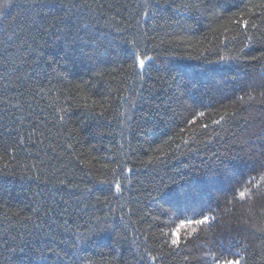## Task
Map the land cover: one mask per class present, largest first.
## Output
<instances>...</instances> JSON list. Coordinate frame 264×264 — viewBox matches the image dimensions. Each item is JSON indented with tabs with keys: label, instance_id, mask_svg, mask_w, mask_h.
I'll return each instance as SVG.
<instances>
[{
	"label": "trees",
	"instance_id": "obj_1",
	"mask_svg": "<svg viewBox=\"0 0 264 264\" xmlns=\"http://www.w3.org/2000/svg\"><path fill=\"white\" fill-rule=\"evenodd\" d=\"M80 2L63 0L64 4ZM185 2L148 0L151 15L142 17V23L151 37L146 54L154 59L146 62L144 70H136L142 72L143 81L122 70L130 63L124 45H120L119 57L114 58L111 53L117 49L110 48L107 57L96 59H89L91 49L86 46L90 37L118 36L114 28L123 27L131 10L139 11L143 0H89L95 12L64 8L57 0L53 14L65 17L59 26L51 15L42 21L33 12L22 13V6L32 0H12L16 7L6 16L0 13V264H136V245L142 250L145 232L159 235L163 229L170 233L182 221L200 218L190 210L170 209L167 215L161 214L159 209L169 205L150 199L148 192L154 179L168 181L187 172L185 164L194 169L193 175L209 171L213 153L243 157L238 141L264 126V110L256 106L226 118L219 126L211 124L220 113L241 106L238 97L245 94L240 91L243 83L254 79L257 85L264 84V65L255 61L204 63L205 58L235 55L243 47L245 30L231 23L239 18L233 13H244V19L259 27L261 10L252 9L257 14L254 19L248 9L264 0H217L220 6L211 12L203 6L200 12L172 10ZM13 31L18 35L12 36ZM248 31L255 30L249 25ZM152 44L158 46L152 48ZM245 52L258 54L256 47ZM196 66L217 71L203 76ZM185 84L195 85V95L184 89ZM177 85L184 95L177 97ZM157 111L163 120L155 115ZM197 111H205L199 122L210 125L197 135L210 143L190 141L199 151L189 152L182 146L185 155L174 151V145L165 146L170 155L157 171H153L156 165L141 163L159 155L153 150L169 137L179 143L174 133ZM243 116H249L247 130ZM183 135L186 139L187 134ZM117 161L131 169L122 173L126 186L122 193L115 192L114 184L99 183L105 177L113 178L104 165L115 167ZM250 176L258 177V173L237 162L232 183L243 186ZM61 180L64 185L59 184ZM225 188L217 182L202 203L194 202L196 210L208 214L216 209L217 198L223 205L224 197L230 195ZM62 199L69 203L64 205ZM261 207L264 202L254 214ZM49 208L55 209L50 218L44 216ZM237 210L243 211L239 205ZM144 212L148 215L141 220ZM153 215L158 219L153 220ZM28 216L43 223V228L24 219ZM65 220L71 221L66 231L60 226ZM190 230L185 224L178 234L183 238ZM198 232L203 235L201 228ZM50 247L60 252L62 260L51 254ZM182 257L180 252L164 264H183ZM247 260L248 264H264L255 241L247 250Z\"/></svg>",
	"mask_w": 264,
	"mask_h": 264
},
{
	"label": "snow or ice",
	"instance_id": "obj_2",
	"mask_svg": "<svg viewBox=\"0 0 264 264\" xmlns=\"http://www.w3.org/2000/svg\"><path fill=\"white\" fill-rule=\"evenodd\" d=\"M57 0H32V3L26 7L22 6V13L33 12L35 16H39L40 19L47 20L51 15V18L56 22L57 26L62 23L65 19L64 16L53 14V8L56 5ZM165 3L168 0H164ZM61 6L68 9H80L87 8L92 12L96 9L89 3V0H81L80 3L64 4L61 0ZM211 12L214 8L219 7L217 0H207L204 3L203 0H186L185 3L176 5L172 10L179 12L184 10L186 12H200L202 10ZM16 7L12 3V0H0V13L8 15L12 8ZM112 7V5H109ZM47 8L48 11H44ZM137 9H132L129 13V19L123 27H115L114 30L119 35L112 36L108 39L107 36L101 34L103 38L90 37L89 41L86 42V46L90 47L91 51L87 53L89 59H96L107 57L109 55V49L114 48L117 51H113L111 55L119 57L122 53L119 51L120 45H124L127 48V57L130 63H127L126 67L122 66V70L131 74V76L137 77L140 81L144 80V76L141 73H137V69L144 70L146 62H150L154 59L153 56L146 54L148 51V41L151 37L149 30L145 28L142 23V17H148L151 15L148 0H143L141 5H138ZM39 9V10H37ZM252 9H260L258 20L261 26H257V23L244 19V13H233V17H239L231 19V23L238 24L240 28L244 29L243 33L247 39L245 40L243 47L235 55L226 56L221 55L218 60H209L205 58L204 63L207 65L236 62L238 64H251L252 62H259L264 65V2L259 4H253L248 9V14L257 18V14ZM119 10V8L117 9ZM21 13H18L20 15ZM134 21V23L132 22ZM255 31L249 32L248 28ZM51 26V25H50ZM223 27V26H222ZM47 30V29H45ZM18 35L17 32L13 31L12 36ZM12 37H9L11 40ZM107 41V43H105ZM165 43V41H161ZM158 45L152 44L151 47L155 48ZM256 47L257 55H248L245 52L246 48ZM199 59V57H194ZM200 68V74L203 76H210L216 69L196 66ZM99 75V73H98ZM19 78V77H18ZM131 78V77H129ZM7 86V85H6ZM143 85L141 84L140 89L142 90ZM192 87L184 85V89L195 95ZM259 88V92L257 89ZM178 92L177 97L184 95V91H179L180 85H177ZM242 94L238 97L241 104L234 112L224 111L219 114V119H212V125H221L222 121L226 118L235 117L242 112L247 111L253 106H256L257 110H264V84L257 85L256 81L249 80L243 83L240 88ZM121 99H124L121 96ZM226 107V106H225ZM156 108L159 109L160 105L157 104ZM187 110V109H185ZM174 111V110H173ZM123 115V113H121ZM159 119L163 120L164 116L162 113L157 111L155 113ZM205 117V111H197L191 119L186 120L185 127L179 129V132L174 133L176 138H179V143H174L173 137H169L163 141V144L158 146L153 151L159 153V155L149 156L146 161H141L144 165H156L153 171L162 169L167 162L170 153L164 151V147L168 146L173 148L174 151L179 152L181 155L186 153L182 150L186 148L189 152H197L199 148H193L191 142L199 145L210 143L211 140L201 139L197 133L206 132L210 125L208 123H200L198 118ZM63 119V117H61ZM148 119H152L149 116ZM241 119L244 120V127L247 130L249 127L248 120L249 116H243ZM183 134H187V138H184ZM217 136L220 133H216ZM222 138V137H221ZM20 143H23V137L20 138ZM241 145L240 151L243 152V157L239 154L230 155L227 152L224 153H213L214 160L212 168L204 173L193 175L194 169L189 165L185 164L184 167L188 168L187 172L180 174L178 177H170L168 181H165L163 177L159 181H155L151 186V190L148 192L150 199L169 205V208L161 207L159 209L161 214L167 215L170 209H175L177 212L192 211V218L182 221L177 228H173L170 233L160 230L159 235L151 232H145L144 237L146 243L142 250L141 246L137 244V253L134 256L136 264H164V261L171 260L173 257L183 252V264H248L247 250L252 246L253 242H257L259 246V254L264 257V207L259 209L257 214L254 211L257 205L264 202V126L260 127L258 131L250 132L245 138L238 141ZM71 145H69L70 147ZM173 158H175L173 156ZM242 162L246 167H250L252 171L258 173L257 176H250L247 181L244 182L243 186L239 184H233L232 181L236 174V164ZM111 173L113 178L109 180L107 177L100 180L99 183H106L115 186L116 193H122L125 190V185L122 176L124 172H130L131 169L123 166L122 161H117L115 167L104 165ZM119 169V171H118ZM223 183L226 188L224 189L230 195H226L223 200V205L219 198L216 201V209H210L208 214H204L203 211H197L194 207V202H203L206 194L210 193V189L217 183ZM59 184L64 185V181H59ZM67 186V185H66ZM55 187V185H54ZM73 188L78 186L73 185ZM91 193V189H89ZM83 195V193H81ZM81 196H75V199L79 200ZM99 202V197L96 198ZM245 202L247 206L245 207ZM62 203L67 205L69 201L62 199ZM237 205L243 209V211L237 210ZM85 208L88 205H84ZM217 209L219 211H217ZM34 212H39V209H33ZM52 212L55 209L49 208L44 212V216L50 218ZM67 212V208L64 209ZM148 215L144 212L141 220ZM227 219V223H222L224 218ZM24 219L33 221V217L28 216ZM97 221L103 222V218L100 216L95 217ZM153 220H157L158 216L153 215ZM54 223V221H53ZM71 223L70 220H65L61 227H65ZM34 227L37 229L43 228V223H35ZM185 224L191 228L189 232L182 238L178 233L180 228L184 227ZM202 226V227H201ZM26 227V225H25ZM198 228H201L203 235L198 232ZM217 228L220 229L219 233ZM67 228L65 227V231ZM251 237V238H250ZM55 236L52 237L53 243H55ZM63 243V240H61ZM136 244V241H133ZM179 250V252H178ZM52 255L57 260H62L60 252H57L55 248L49 249ZM63 251V250H61ZM243 253V255H242ZM231 257V258H230Z\"/></svg>",
	"mask_w": 264,
	"mask_h": 264
}]
</instances>
